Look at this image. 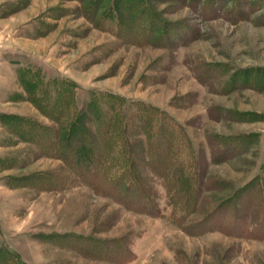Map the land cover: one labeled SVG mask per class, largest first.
Listing matches in <instances>:
<instances>
[{
  "label": "rangeland",
  "instance_id": "rangeland-1",
  "mask_svg": "<svg viewBox=\"0 0 264 264\" xmlns=\"http://www.w3.org/2000/svg\"><path fill=\"white\" fill-rule=\"evenodd\" d=\"M130 2L117 0L118 28L102 26L107 0L94 21L101 0H0V257L264 264V238L222 228L232 215L239 226L244 197L224 206L228 220L219 211L185 231L177 221L185 213L163 187L162 216L134 212L45 154L59 150L50 144L60 127L94 103L122 104L131 130L141 109H157V128H174L180 157L197 163L204 199L195 219L246 187L258 191L251 207H264V0Z\"/></svg>",
  "mask_w": 264,
  "mask_h": 264
},
{
  "label": "trees",
  "instance_id": "trees-1",
  "mask_svg": "<svg viewBox=\"0 0 264 264\" xmlns=\"http://www.w3.org/2000/svg\"><path fill=\"white\" fill-rule=\"evenodd\" d=\"M102 1L104 0L94 6V14L90 13L92 21L105 6ZM122 1L120 6L126 2ZM131 1L130 4L139 9V0ZM107 2L110 3L109 11L102 13L104 19L101 23L105 19L111 20L119 28L123 16L120 15L122 11L117 0ZM144 10L143 7L140 8V11ZM130 11L128 7L125 12ZM113 106L106 110L100 103H94L85 110L77 111L67 121V126L64 124L60 127L56 141L50 144L57 145L59 150L53 149L54 151L45 154L59 158L71 177L76 178L75 181L88 185L99 195L113 198L134 212L162 216L165 208L162 209L159 204L157 187H163L168 204L176 211L185 213L177 219L181 224L185 222L181 227L185 231L201 227L204 222L216 218L219 211L224 213L222 219L228 220L226 210L234 201L244 197L239 204L244 209L238 219L239 226L236 227L233 221L236 217L232 215L229 227L222 228L230 233L241 229L240 232L244 231L247 238H264L263 204L257 203L255 207H251L252 199L258 194L257 190L253 191L248 187L237 190L218 207L207 212L202 220L195 219V215L200 214L204 199L203 186L197 163L191 164L180 157V141L176 139L178 132L164 126L157 128L152 116L161 111L152 108L140 110L138 124L131 130L132 126L126 121L123 105ZM60 114L64 118L65 113L62 111ZM140 136V140L135 139ZM227 204L229 207H224ZM0 264H6L1 257Z\"/></svg>",
  "mask_w": 264,
  "mask_h": 264
}]
</instances>
